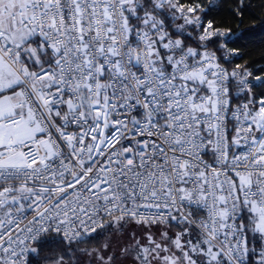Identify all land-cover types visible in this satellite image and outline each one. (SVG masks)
Listing matches in <instances>:
<instances>
[{
  "label": "snow or ice",
  "instance_id": "1",
  "mask_svg": "<svg viewBox=\"0 0 264 264\" xmlns=\"http://www.w3.org/2000/svg\"><path fill=\"white\" fill-rule=\"evenodd\" d=\"M222 6L0 0V264H264L260 33Z\"/></svg>",
  "mask_w": 264,
  "mask_h": 264
},
{
  "label": "trees",
  "instance_id": "2",
  "mask_svg": "<svg viewBox=\"0 0 264 264\" xmlns=\"http://www.w3.org/2000/svg\"><path fill=\"white\" fill-rule=\"evenodd\" d=\"M207 2V0H205ZM245 3L248 5V11L245 13L244 25L245 28H252L253 31L260 33L256 36L252 42H246V50L250 52L249 55L244 56L243 59H240L238 62L243 64L252 60H257L260 63H264V60H261L260 57L264 54V45H261L260 41L264 40V31H262L261 20H264V0H245ZM231 5V0H223V6L220 10V14L216 16V19L219 21L224 20L225 24H231V26H236V21H230L229 17V7ZM102 239L97 243H102ZM95 245H89L93 247Z\"/></svg>",
  "mask_w": 264,
  "mask_h": 264
},
{
  "label": "rangeland",
  "instance_id": "3",
  "mask_svg": "<svg viewBox=\"0 0 264 264\" xmlns=\"http://www.w3.org/2000/svg\"><path fill=\"white\" fill-rule=\"evenodd\" d=\"M103 242V241H102Z\"/></svg>",
  "mask_w": 264,
  "mask_h": 264
}]
</instances>
